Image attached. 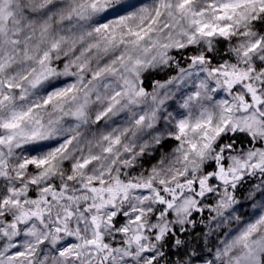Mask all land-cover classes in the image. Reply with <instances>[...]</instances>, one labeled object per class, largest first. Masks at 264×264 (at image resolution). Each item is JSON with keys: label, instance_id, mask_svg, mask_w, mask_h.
Here are the masks:
<instances>
[{"label": "snow or ice", "instance_id": "obj_1", "mask_svg": "<svg viewBox=\"0 0 264 264\" xmlns=\"http://www.w3.org/2000/svg\"><path fill=\"white\" fill-rule=\"evenodd\" d=\"M0 264H264V0H0Z\"/></svg>", "mask_w": 264, "mask_h": 264}, {"label": "clouds", "instance_id": "obj_2", "mask_svg": "<svg viewBox=\"0 0 264 264\" xmlns=\"http://www.w3.org/2000/svg\"><path fill=\"white\" fill-rule=\"evenodd\" d=\"M74 23H76V22L74 21ZM65 63H68V61H65ZM93 68H95V64H93ZM153 71H155V69H153ZM166 71H167V68H161L160 69L161 73H164ZM150 78L154 79L156 77H150ZM61 79H66L67 80L68 78L67 77H61ZM69 83H71L70 80H69ZM186 87H187V85H185V88ZM42 95H43L42 90L37 89L35 91V94L31 96L29 102H31V101L39 102L38 101V97H40ZM79 102H80L79 100L76 101V103H79ZM177 102L179 103V97H177ZM68 107H74V105H66V110H67ZM101 108H102V105L101 104H97V105H95V107L90 109V111H89V124L85 125V126H82L79 129V135H80V138H81L80 147L84 148L85 150L87 149V143H86L87 140L92 139L93 134H96V133L99 132V129L97 128L96 124L92 123V121L95 120L96 112L101 110ZM49 111H51V109H48L47 111L41 110V114L44 116L45 121H47L49 119V117H48V112ZM57 115H59V114H57ZM52 118L55 119L56 117H52ZM123 122H124V117L121 116V117H119V119L116 121L115 124L111 123V118L105 119L104 123L107 124L109 126V128H115L118 124L123 123ZM54 127H57L58 129H60L59 131H57V133H55V135L53 137V138H57V137H61V136H63L65 134L63 129L68 128L69 124L67 122V119H65V121L61 122V124L54 125ZM100 128L103 129L104 125H101ZM225 227H228L229 230H231L232 226L225 225Z\"/></svg>", "mask_w": 264, "mask_h": 264}]
</instances>
